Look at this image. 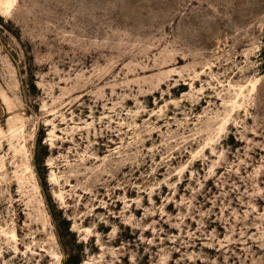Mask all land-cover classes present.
<instances>
[{"label":"rangeland","instance_id":"rangeland-1","mask_svg":"<svg viewBox=\"0 0 264 264\" xmlns=\"http://www.w3.org/2000/svg\"><path fill=\"white\" fill-rule=\"evenodd\" d=\"M67 253L264 264V0H0V264Z\"/></svg>","mask_w":264,"mask_h":264},{"label":"trees","instance_id":"trees-1","mask_svg":"<svg viewBox=\"0 0 264 264\" xmlns=\"http://www.w3.org/2000/svg\"><path fill=\"white\" fill-rule=\"evenodd\" d=\"M35 165H36V169H37V173L39 176H41V167L44 168L43 164L39 162L38 160V157L36 156V159H35ZM41 185L44 187L45 184H43V182L41 181ZM67 257L66 259L63 261L62 264H80V260L78 258V256H76L75 254H71V253H67L66 254Z\"/></svg>","mask_w":264,"mask_h":264},{"label":"bare ground","instance_id":"bare-ground-1","mask_svg":"<svg viewBox=\"0 0 264 264\" xmlns=\"http://www.w3.org/2000/svg\"><path fill=\"white\" fill-rule=\"evenodd\" d=\"M8 4H11V2H7Z\"/></svg>","mask_w":264,"mask_h":264}]
</instances>
